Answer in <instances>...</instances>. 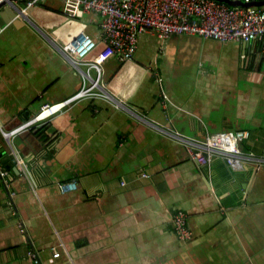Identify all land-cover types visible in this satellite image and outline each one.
Instances as JSON below:
<instances>
[{
    "label": "crops",
    "instance_id": "crops-1",
    "mask_svg": "<svg viewBox=\"0 0 264 264\" xmlns=\"http://www.w3.org/2000/svg\"><path fill=\"white\" fill-rule=\"evenodd\" d=\"M14 3L15 18L9 1L0 5V264H264V163L234 169L217 156L202 165L169 134L247 128L242 148L264 158V37L178 33L162 45L145 32L120 60L98 12ZM79 29L96 40L86 59L101 73L57 47ZM98 77L110 96L6 134ZM70 180L77 188L63 192ZM177 209L190 239L174 229Z\"/></svg>",
    "mask_w": 264,
    "mask_h": 264
},
{
    "label": "built area",
    "instance_id": "built-area-1",
    "mask_svg": "<svg viewBox=\"0 0 264 264\" xmlns=\"http://www.w3.org/2000/svg\"><path fill=\"white\" fill-rule=\"evenodd\" d=\"M2 1L0 0V4ZM38 1L41 0H26V3L29 7ZM63 1L64 13L68 17H75L81 11H96L100 14L102 39L108 46V52L120 60L133 57L138 48L140 35L145 32L155 34L161 44L172 34L178 33L198 34L225 41H251L264 37V6H233L220 0ZM96 44L91 35L84 29H79L64 45L57 47L74 66L79 68L87 64L89 67H96L101 73L100 64L96 59H86V55ZM85 76L86 74H84L86 79ZM156 77L162 87V104L167 108L171 99L163 87V77L159 73ZM100 87V77L93 79L89 85L85 82L81 89L65 100L44 103L33 117L6 134L17 133L47 119L84 97L110 96L104 91H99ZM169 134L185 147L190 158L202 165H211L217 156L223 157L234 169H240L250 161L257 167L264 163L263 157L256 156L253 151H246L241 146V143L251 135L247 128L209 132L204 139L185 135L178 130H172ZM77 186L75 180H70L62 183L61 189L68 192ZM173 224L181 239L187 240L192 237L193 232L189 227L186 211L177 209L173 215ZM60 254V250L54 251L55 256ZM28 255L39 263L35 251L29 250Z\"/></svg>",
    "mask_w": 264,
    "mask_h": 264
},
{
    "label": "water",
    "instance_id": "water-1",
    "mask_svg": "<svg viewBox=\"0 0 264 264\" xmlns=\"http://www.w3.org/2000/svg\"><path fill=\"white\" fill-rule=\"evenodd\" d=\"M10 2L12 4V11H13V18H15L17 16V14H20L21 12V8L16 4L14 3V0H3L1 2L0 5H4L6 4L7 2ZM220 1H224L230 5H233V6H252V5H255V6H264V0H251V1H244V0H220ZM1 15L0 14V20H1ZM0 173H1V170H0Z\"/></svg>",
    "mask_w": 264,
    "mask_h": 264
},
{
    "label": "bare ground",
    "instance_id": "bare-ground-1",
    "mask_svg": "<svg viewBox=\"0 0 264 264\" xmlns=\"http://www.w3.org/2000/svg\"><path fill=\"white\" fill-rule=\"evenodd\" d=\"M31 7V6H30ZM78 16V15H77ZM141 36V35H140ZM258 39V38H257ZM163 45V44H162ZM164 47V46H163ZM99 75V74H98ZM87 76V75H86ZM15 135V134H14ZM202 138V137H201ZM188 155V154H187ZM199 163V162H198ZM67 187H70V186H67Z\"/></svg>",
    "mask_w": 264,
    "mask_h": 264
}]
</instances>
